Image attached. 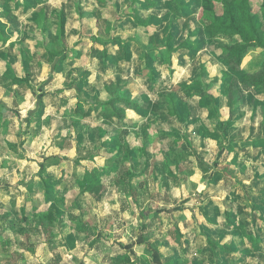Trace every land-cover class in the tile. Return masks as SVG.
Segmentation results:
<instances>
[{
    "label": "rangeland",
    "instance_id": "374dc122",
    "mask_svg": "<svg viewBox=\"0 0 264 264\" xmlns=\"http://www.w3.org/2000/svg\"><path fill=\"white\" fill-rule=\"evenodd\" d=\"M127 1L124 0L125 3ZM261 2L262 0H249L250 14L264 40V7L261 6ZM177 3L180 6H190L194 9L196 13L191 17L202 26L204 25L202 10L206 6V0H177ZM132 6H135L133 1H131ZM165 7L166 4L163 8ZM211 7L218 16H224L221 4L211 2ZM125 10L129 13L128 8ZM166 10H169L168 17L172 18L173 14L169 7ZM111 19L116 20L117 14L112 13ZM100 20H94V25L92 28L88 27V30L90 36H97L103 41L107 40L108 33L102 34L103 26ZM42 26L39 25V28ZM157 27L158 23L154 20L152 23L128 32L129 36L141 41L144 48L150 49L159 45L158 42L153 41L158 37ZM80 29V32L85 31V25L81 24ZM57 38L58 40L56 39L54 43H50L47 37H42L38 38L35 43L41 46V49L53 50L59 54L63 49L67 52L69 49L84 45L89 48L90 45L89 35L84 36L86 41H78V43L75 41L76 43L72 42L71 46L65 40ZM238 41L237 37L217 39L207 37L204 40L205 44L200 48L202 50L194 54L192 49H187L186 55L173 58L171 65L165 64L167 68L172 66V74L175 71L177 79L182 81L179 80L174 85L165 82L167 85L171 84L172 87L161 85L159 102L153 103V93L148 92L147 89L144 91L149 96L145 95L147 105L144 112L140 113V122L134 127H128L129 143L134 145L133 150L138 155L137 161L140 168L144 167L143 171L138 169V176L140 174L142 180L134 179L129 187L139 185L137 182L142 181L143 196L134 203L125 199L131 205L126 207L128 210L125 212H123L125 209L119 212L117 205L106 206L112 219L103 216L107 209H103L102 206L95 209L93 204L90 207L88 201L81 196L93 192L96 188L99 190L101 186L100 183L93 182L96 176L93 177L92 170L84 174V177L76 179L71 177L72 170L64 168V164L49 166V163L57 161L50 155L47 169H38L41 158L38 156L37 146L32 147L30 139L21 135L22 131L16 133L24 128L19 127L13 118L16 112L13 108L15 105L18 106L17 101L21 99L19 102H22L26 99L24 91L27 90V85L37 91L38 87L43 84L47 92H52L51 88L54 84L50 82L52 77H49L50 72L47 73L45 65L49 66L50 70L53 63H58V59L39 55L34 49L30 52L25 51L24 55L17 57V62L14 63L15 68L27 70L29 73L17 72V76L16 73L11 74L7 80H11L16 87L4 90L0 88V132L8 126V118L14 124V128H10V131L16 134L4 137L0 133V264H204L206 256L199 257L195 251L190 253V250L184 247L186 244L183 242L187 239L192 240L199 234L201 237L206 235L213 237L214 235L222 245H230L233 252L227 256L236 257V254L242 253V260H238L241 261L240 264H244L247 260L249 262L258 260V264H264V246L257 245V248L254 244L256 237L259 239L260 236L256 229L257 224L261 227L264 225L262 200H256L253 204L251 200L233 197L228 198L229 202L214 203L210 196L205 197V191L191 189L187 183L189 174L195 172L198 165H200L199 170L202 168L201 171L204 173L211 170L210 177L204 179L205 185L209 186L210 182L214 183L219 179L220 174L233 178L231 171L234 167L242 170L240 178L245 179L249 176L246 169L248 164L254 162V159L257 164L264 163V146L260 145L264 142L262 143L260 139L252 147L250 154L239 152L238 156L234 152L231 158L227 157V159L219 156L220 147L224 146L221 133L231 125L230 118L223 116L225 86L222 91L213 93L218 100V110L214 115L205 117V119H201L198 115L194 119L187 116V111L192 108L190 100L201 99L204 110L212 107L209 99L199 96L197 70L200 65H204L210 76L211 74L221 76L222 72H228L225 69L220 46L234 44ZM31 45L29 46L32 48ZM68 53L65 60L66 64L71 67L80 64L93 67L97 65L94 60L90 62L93 65H90L87 60L77 59L75 52ZM97 59L99 60L100 56ZM262 60V50L252 48L244 58L241 72L233 74L238 79V89L244 101L242 112L235 118L241 115L249 118L251 114L249 123L241 122L239 127H244L251 134L255 129L257 135L259 130L264 131V120L260 124H255L253 119L263 112L264 89L246 87L242 82V77L245 74L257 72ZM106 62L107 60H103V63ZM157 62L159 61L154 64L157 65ZM36 65L44 66L42 74L37 72ZM176 65L183 67L178 69ZM0 66L2 67V63ZM161 72L164 77L172 75L164 68H161ZM227 74L228 81L231 75ZM63 80L65 82V79ZM160 80L163 81V79ZM10 90H15L17 97L13 96ZM69 96L67 92L61 90L57 94L58 99L48 98L46 100L48 101L47 111L71 115L72 110L62 103L61 99L69 98ZM25 103L28 106L26 100ZM8 104L10 107H7ZM199 106L197 105L196 108ZM158 107L162 108L160 117V114L156 113L159 111ZM169 111H175L178 114L177 117L170 118ZM152 112L156 113L155 118L150 115ZM207 112L210 115L208 110ZM222 117L224 118L220 121L219 118ZM52 123L53 125H65L66 123L74 125L78 123V120L77 117L70 119L68 117L64 120L57 119ZM151 123L158 125L166 123L171 130L168 135L158 139L150 132L149 124ZM166 124L162 129L165 133L168 132ZM188 126H191L192 132L196 134L213 136L211 141L214 144L208 142L209 145H205V151L202 153L184 151L181 148L180 138H182L181 134L188 130ZM215 135L217 139L214 138ZM46 152L53 155L57 150L49 149L47 146ZM81 170L77 168L76 172ZM192 180L196 184L200 183L198 177H193ZM222 210L224 215H221ZM82 222L88 224V231L83 229L76 237L74 230L79 228ZM190 226L194 229L197 227L204 232H193ZM125 246H129V249H124ZM153 254L159 259L158 263L152 260Z\"/></svg>",
    "mask_w": 264,
    "mask_h": 264
},
{
    "label": "crops",
    "instance_id": "0c3cea01",
    "mask_svg": "<svg viewBox=\"0 0 264 264\" xmlns=\"http://www.w3.org/2000/svg\"><path fill=\"white\" fill-rule=\"evenodd\" d=\"M154 1L157 3V6L155 7L148 5L147 7H144V0H139L143 5H135L131 7L130 0L126 3L124 0H0V63H2V67L0 66L1 89L3 88L4 90L16 87L11 80H7L11 74L16 73L17 76V74L21 72L29 73L27 70L24 71L15 68L16 65H14V63L17 62V57L24 55L25 51L30 52L31 49H34L39 55L50 56L55 60L61 58L63 55H69L68 52H75V57L77 59L83 61L87 60L90 65H93L90 63L92 60L97 63L95 67L81 64L71 67L69 64H66V60L60 61L56 64L53 63L55 66V72L50 81L54 84L53 88H51L53 91L49 93L46 91V87L44 88L46 96L44 97L45 99L43 98L44 100L42 99L43 103L41 102L39 107H35V96L38 94V91H35L34 88L33 94L27 90L24 91V98L26 99L22 102H19L21 99L17 101L18 106L15 105V108H13V110L16 111L15 114H13V118H15V122L18 123L17 125H19V127H24L23 130H18L16 133L22 131L21 135L30 139L32 147L36 145L38 148L37 153L41 158L38 169H47L48 157L52 156L57 161L49 163V166L55 167L64 164V168H70L72 170L70 173L72 174L71 177L76 179L84 177V174L88 173L90 170L93 171V177L96 176V180L93 179L95 180L93 182H96L97 184L100 183L101 186L99 187V190L96 188L93 192L81 196L88 201L90 207H92L93 204L95 209L100 206H102L103 209H107V212L103 214V216L106 217H110V211L107 207L117 205L119 206V212L124 209L123 212H125L128 210L126 207L130 205L129 202H138L141 196H143L142 190L144 185L141 183L142 181L140 183L137 182L139 185L136 184L134 187H128L127 189H119L118 186L119 184H124V182L130 185L134 179H141V176L140 174L138 176V173L140 170L143 171L144 167L140 168L141 166L138 161H135L133 165H130L129 161H126L124 157L121 160L120 155L119 159L114 157L117 155L116 153L119 147H123L121 150H125V142H120L119 136H117L118 134L120 135L123 128L122 125H120L121 122H118L115 118L108 119L104 122V118L100 114L91 111L89 106L96 100L104 101L107 97V86L110 83H114L119 85V95L123 99H131L133 96L140 95L143 104L141 112H144L147 105L145 95L149 96V94L144 93L146 89L148 92L151 91V93H153V103H156L159 102L158 97L161 85L162 87H172V85L180 80L177 79L175 71L174 74H172V66L168 68L165 67V64L162 63V57L164 58L166 53H170L169 55L172 63L173 58L188 53L187 49L189 47L186 48L185 46L179 48L183 42L199 41L201 44H205L204 40L209 37L202 29V25L195 21L193 17L186 21L185 17L181 16L177 5L172 0ZM165 4L166 7L163 8ZM167 7H169L170 12L173 14L172 18L168 17L169 10H166ZM126 8H128L129 13L136 10L138 15L144 21L152 19L158 23V37L153 41L158 42L159 45L146 49L141 41L133 36H129L128 31L135 30L138 26L127 16L129 13L125 10ZM112 13L117 14L116 20L111 19ZM42 14L44 15L43 20ZM60 17L62 18V30L64 33V37H61V39L68 42V45L71 46L72 42L75 44L76 42L78 43V41H86L84 36L89 35V48L85 45L76 49L71 47L72 49L67 50V52L63 49L59 54L53 50L48 51L41 49V46L36 45L35 41L42 37H47V40H50V43H54L56 39L58 40L57 33L59 31L58 26L60 24ZM97 19H101L100 21L103 26L102 34H105L106 32L108 33L107 40L102 41V39L97 36H90L88 27L92 28L94 20ZM81 24L85 25V31L82 30L80 32ZM39 25L43 26L39 28ZM49 25H51V28H49ZM106 26L107 28L105 29ZM164 29H168L170 32L166 34ZM195 29H199V32L193 34L192 32ZM81 36L83 37L81 38ZM166 37L171 38V49L161 44ZM94 38H99L102 42H105V45L102 46L97 44L98 41L94 40ZM30 44H32V48L29 46ZM123 46H125L127 52L126 58L123 56ZM103 50H105L108 57H110V59H106V63H103ZM98 56H100L99 60L97 59ZM156 61H159L157 62V65L154 64ZM53 64L50 66V70L49 66L45 65L47 67L45 68L47 69V73L51 71ZM4 65H6L5 68ZM36 66L37 72L42 74L44 66ZM176 66L178 69L183 67ZM173 67L175 69V66ZM161 68H164L167 73L172 75L164 77L161 74ZM32 72L35 71L32 70ZM149 73L153 75L152 81L149 78ZM154 74L156 75L154 76ZM212 76L216 75L211 74V77ZM63 79H65V82ZM160 79H163V81ZM165 82L171 83L172 85H167ZM61 90L70 95L69 98L61 99L63 101L62 103L66 104L67 107L72 110L71 115L47 111L48 101L46 102V100L48 98L51 100L58 99L57 94ZM14 91L15 90L11 92L13 93V96L17 97V94ZM47 95L49 96L47 97ZM25 100L28 102V106H26ZM190 101L192 102V108H189L187 111V116L189 118L194 119V117L198 115L201 119H205V117H211L212 114L214 115L213 109L206 108L210 115H208L207 110L203 109L201 99ZM33 105L34 108H32ZM78 105L79 108H81L80 112L76 110ZM197 105H200L199 108H196ZM19 106L23 108H18ZM243 106L244 101L242 106L229 116L228 109L223 104V116L230 118L231 121L230 127L221 133V139L224 146L220 147V151H222L221 157L225 159H227V157L231 158L230 156L234 152L236 155L239 152L242 154H250L251 150H253L252 147L256 145L257 140L260 139L262 143L264 142V131L259 130L257 135L255 129L253 130V134H251V132L248 133L244 127H239L241 122L243 124H246L247 122L249 123L252 117L250 114L249 118H245L244 115L235 118L240 112H242ZM7 107H10L9 104ZM158 108L159 111H156V113H158V115L160 114V117L162 116V108ZM165 112L167 113V111ZM156 113L152 112L150 115L155 118ZM68 117L69 119L71 117H77L78 123L74 125L67 123L65 125H53L52 123V121L57 119L64 120ZM224 117L219 118V120L221 121ZM263 120L264 116L258 114V116L253 119V123L260 124ZM7 121L8 126L3 128L5 129L4 131L0 132L2 134L1 136L4 135V137L15 134L13 131H10V128H14L13 122L8 118ZM139 122L140 114L128 109L125 110V119L122 121L123 124H126L127 127H134ZM153 124L158 125L157 123ZM153 128L154 127H151L149 124L150 132H152L154 137H157L158 139L163 138L162 136L157 135V132L153 130ZM185 133L200 135L202 140L195 151H191L188 144L181 142V148L184 151L202 153V151H205V145H209V143L214 144V142L211 141L213 136L196 134L192 132L191 126H188V130L185 131ZM185 133L181 135L184 136ZM216 136L217 135L214 137L215 139H217ZM129 137L130 136H126L125 140L129 147L134 149V145L129 143ZM228 145L231 146L232 151L224 150V147H227ZM260 145L264 146V143ZM47 146L49 149L57 150V152L53 155L47 154ZM44 160H46V162H44ZM199 167L200 165L195 168V172L189 174V178H187L188 181H186L191 186V189L194 188L197 191H205V197L210 196L214 203L229 202L228 198L234 197L251 200L253 204L256 200H262L264 206V163L257 164L256 159H254V162L248 164L246 169L248 170L247 174L249 176L245 179L240 178V172L242 170L234 167L231 171L234 175L233 178H227L225 175L220 174L221 176L219 175V179L214 183L210 182L209 186L205 185L204 179L210 177L211 170H209L208 173H204L201 171L202 168L199 170ZM77 168L82 170L76 172ZM127 171H130L128 176ZM193 177H198L200 183L196 184V182L192 180ZM184 190L186 192V187ZM125 199L129 202H126ZM79 205H81V203H79ZM134 206L138 208L136 204H134ZM134 211L136 212V210ZM221 212V215H224L223 210ZM135 215L137 216V214ZM217 227L218 225L216 228ZM87 228L88 224L82 222L79 228L77 227L74 230L76 237L80 235L81 230L85 229L88 231ZM256 229L260 235L258 246H264V225L261 227L257 224ZM191 231L198 233L204 232L197 227L195 229L194 227H191ZM208 238L217 241L214 235L213 237L212 235L201 237L199 234L192 238V240H183L186 244L184 247L190 250V253L192 251L197 252L199 257L205 255L206 258H204L206 260L204 264H216V259L207 243ZM219 244L222 245L221 242ZM128 247L129 246H125L126 249ZM236 255V257H224L222 264H240L241 261L238 260L243 258V256L241 253ZM244 264H258V260H254V262H249L247 260Z\"/></svg>",
    "mask_w": 264,
    "mask_h": 264
},
{
    "label": "trees",
    "instance_id": "16d2710c",
    "mask_svg": "<svg viewBox=\"0 0 264 264\" xmlns=\"http://www.w3.org/2000/svg\"><path fill=\"white\" fill-rule=\"evenodd\" d=\"M133 1L134 5L141 6L143 5L142 2H139V0H131ZM178 7L181 16L185 17L186 21H188L191 16H193L196 12L194 9H192L190 6H180L177 3V0H172ZM211 2L219 3L223 7L224 16H218L211 7ZM144 7L151 6L155 7L157 6V3L154 0H144ZM205 8L202 10V21L204 25L202 26V29L207 33L209 38L211 39H217V38H232L237 37L239 41L234 44L230 45H221V55L222 59L225 64V69L228 72H222L221 76H210L208 72L206 71L204 65H200L199 69L197 70V76H199V81L197 82L198 89L200 91L199 96L201 98H207L210 100L214 113L217 111V104L218 100L215 96H213V93L220 92L223 90V87L225 86V96H224V106L228 109V114L231 116L234 112H236L243 103L242 94L240 90L238 89V79L233 75L235 73H240L241 68L243 65L244 58L246 57L248 51L252 48L260 49L262 50V63L260 65V68L257 72L253 74H245L242 77L243 84L251 89H258L263 88L264 89V40L260 36L256 25L254 23L253 17L250 14V3L249 0H206ZM261 6L264 7V0L261 2ZM61 16V15H60ZM132 19V21L138 26L143 27L146 24L152 23L153 20H142L141 17L138 15L137 11H131L127 15ZM59 31L57 33V37L61 38L64 37L63 33V24H62V18H59ZM263 22H264V16H263ZM202 25V24H201ZM169 29V28H168ZM168 29H164V32L167 34L170 31ZM199 32V29L193 30V34H196ZM94 40H97V44L104 46L105 42H102L99 38H94ZM163 43V44H162ZM162 45L167 46L170 48V45L172 44L171 38H167L161 42ZM189 47L188 49H192V53L194 51V54L200 50V48L203 46L199 41H185L183 42L179 48L181 47ZM195 48V49H194ZM124 52L123 56L126 58V50L125 46H123ZM171 49V48H170ZM170 53H166L165 57H162V63L171 65V58ZM103 60L110 59L108 57V54L105 50H103L102 53ZM66 56H61V58L58 59V62L65 60ZM126 60V59H125ZM128 60V59H127ZM55 72V66L51 67V71L49 74V77H53ZM231 76L229 77V80L227 81L228 74ZM155 76V75H154ZM149 78L151 81L153 80V75L150 73ZM27 91H29L31 94H33V88L29 85H27ZM38 94L35 96V107H39L41 105L42 99L46 96L44 92L43 84L40 85L37 89ZM107 97L104 101L96 100L93 103H91L90 110L93 112H96L97 114H100L104 118V122H106L108 119L115 118L118 122H121L120 125H122V130L120 132L119 140L120 142H125V150H121L123 147H119L117 151V155L114 156L119 159V155L121 156V160L124 157L126 161H129L130 165H133L135 161L138 159V155L135 154V151L133 148H130L128 143L126 142V136L130 135V132L128 131V127L126 124H123L122 121L125 119V110L128 109L130 111H133L137 114L141 113L143 104L141 101V96L136 95L133 96L131 99H123L120 97V87L117 84L110 83L107 88ZM172 98V97H171ZM76 110L78 112L81 111V108H79V105L77 106ZM215 109V110H214ZM262 115L264 116V109H262ZM89 111V110H88ZM170 117H177V113L175 111L170 112ZM155 125L153 123L150 124L151 127H154L153 130L157 132V135L165 137L169 134V131L171 128L167 125L166 128L168 129V132H163L162 129H164V125ZM153 125V126H152ZM164 126V127H163ZM116 136V138H117ZM182 143L188 144L191 151H195V149L199 146L202 137L200 135H191L186 134L182 136L181 138ZM224 150L232 151L231 146H227ZM222 155V151H220L219 156ZM130 171H127V176L129 175ZM46 184V183H45ZM119 189H127L129 187L128 184L124 182V184H119ZM208 246L210 247L213 256L216 259V264H222V260L224 257H226L228 254L233 252V248H231L230 245L224 244L220 245L219 242L213 241L211 238L207 239ZM259 243V239L256 237V242L254 243L257 247ZM126 249L125 247H123ZM242 254V253H241ZM154 257V254L152 256V260H154L155 263L159 262V259ZM133 264V263H132Z\"/></svg>",
    "mask_w": 264,
    "mask_h": 264
}]
</instances>
